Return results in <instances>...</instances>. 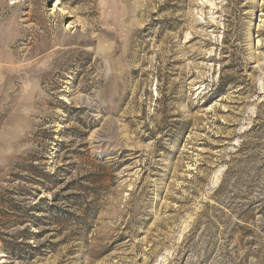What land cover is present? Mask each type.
I'll return each mask as SVG.
<instances>
[{"label":"rangeland","instance_id":"1","mask_svg":"<svg viewBox=\"0 0 264 264\" xmlns=\"http://www.w3.org/2000/svg\"><path fill=\"white\" fill-rule=\"evenodd\" d=\"M0 264H264V0H0Z\"/></svg>","mask_w":264,"mask_h":264}]
</instances>
